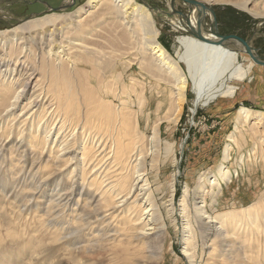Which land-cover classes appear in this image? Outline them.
Segmentation results:
<instances>
[{
    "label": "bare ground",
    "instance_id": "1",
    "mask_svg": "<svg viewBox=\"0 0 264 264\" xmlns=\"http://www.w3.org/2000/svg\"><path fill=\"white\" fill-rule=\"evenodd\" d=\"M179 1L192 5L191 13L182 17L192 36L179 40L178 59L161 44L160 31L151 11L136 0H88L67 16H48L0 31V154L5 155L7 149L11 154L18 152L17 163L22 164V169L30 161V170H42L51 163L53 168L45 177L50 181V189L54 192V187L64 188L65 199L79 192L78 205L81 198H85L73 221L75 227L71 223L74 230L70 231V224L69 232L63 233L77 235L104 225L99 231L103 233L99 235L101 242L82 239L89 237L83 234L64 240L69 252L74 251V244L81 243L85 245L75 250L92 252L105 247L107 237L110 238L111 234L117 236L120 232L109 229L110 235L107 234L104 232L107 229L105 222L124 217L119 235L130 237L133 243H143L150 255L146 256L147 259L159 264L168 225L157 199V188H153L147 169L151 160L152 169L158 171L156 157L162 147V124L164 121L178 122L187 101L190 81L195 93L192 108L195 113L219 97L233 96L235 87L224 88L227 81L240 80L249 73L250 66L245 70L238 63L241 54L248 55L242 43L222 40L215 34L212 24L208 26L207 18L210 21L212 18L208 3L204 0ZM257 1L231 3L243 9L255 3L248 11L260 16ZM72 4L74 0H69V5ZM84 39L95 42L87 43ZM129 56H134L140 62L141 70L158 82L151 88L150 97L143 83L138 88L135 84L132 87L121 84L124 72L117 71L118 63ZM249 60L250 65L255 63L251 57ZM107 74H113L114 84H108ZM117 85H122L121 90ZM109 94H113L122 107L109 101ZM133 94L137 97V110L131 113L128 112L131 109L128 101L121 97ZM154 101L158 115L166 110V116H159L155 122L152 121ZM143 121L156 123L150 138L146 137ZM263 123L264 112L240 109L236 131L230 136L232 147L227 145L224 159L213 176L208 181L202 179L194 190V217L188 210L190 194L186 187L180 206L189 233L184 255L190 260H193L189 252L192 242L198 238L206 240L209 230L214 229L211 263L208 264H249L251 260L254 264H264V198L256 203V207L229 211L217 217L208 213L205 198L210 193L207 183L214 189L230 180L227 163L231 160L233 144L242 146L248 139L243 128L252 124L250 128L255 130L254 135L259 133L262 140L264 134L257 125L264 126ZM13 133L18 137H12ZM257 150L258 145L250 158L257 155ZM262 153L261 159H264V151ZM165 154L174 155L173 145L165 148ZM70 170V176L66 178ZM172 192L169 214L175 212L174 186ZM215 194L213 190V199ZM64 195L58 197L63 199ZM253 209L251 221L257 245L244 250L246 246L234 233L237 227L233 223L236 220L244 223L246 217L238 219V214L250 213ZM191 220L197 224L196 230L191 227ZM249 221L250 217L245 223L249 225ZM39 245L45 252L48 244ZM129 254L132 264H144L145 260L138 257L136 249Z\"/></svg>",
    "mask_w": 264,
    "mask_h": 264
},
{
    "label": "rangeland",
    "instance_id": "2",
    "mask_svg": "<svg viewBox=\"0 0 264 264\" xmlns=\"http://www.w3.org/2000/svg\"><path fill=\"white\" fill-rule=\"evenodd\" d=\"M87 1L74 0V4L69 5V0H0V31L11 30L24 25L26 22L48 16H67L74 13ZM136 1L145 5L151 11L160 31L161 44L175 59H178L180 52L179 40L192 36L182 18L191 13L192 5L179 0ZM204 1L208 3L209 8L214 10L218 29L222 35L237 36L249 41L252 49L257 52L261 60H264V0L256 2V7L260 8L262 16H254L248 11V8H252L255 3L248 4L247 9L239 8L231 3V1L244 3L246 0ZM207 23L208 26L212 24L209 17ZM84 40L87 43L95 42ZM245 54L239 56L238 63L243 65L245 70H248V66L251 67L248 75L240 80H228L227 85L224 87H235L233 96L219 97L193 113L195 93L193 83L190 81L187 89V101L183 106L178 122L164 121L162 124V147L159 156L156 157L159 172L152 169L151 160L147 169L153 182V188H157V199L168 225L163 258L159 264L211 263L210 252L213 250L214 229L209 230L206 240L198 238L192 242L193 245L189 246L192 248V250L189 249V252L192 254L193 260L184 255V250L187 248L186 238L189 233L186 231L187 220L181 213L182 207L180 204L186 187H188L190 194L188 197V210L190 216L194 217V190L197 189L202 179L208 181L223 161L224 151L227 145L231 143L229 142L230 136L236 131L240 109L249 108L256 112H264V66L257 63L250 65V57ZM139 63L134 56L119 60L117 71L124 72L121 84H128L129 87L135 84V88H138V86H141L139 84L143 83L145 89L149 91L148 97H150L151 88L158 82L141 70ZM181 66L184 70H187L184 63H181ZM127 67L129 70H127ZM107 76L108 84H114L113 74H110V76L107 74ZM161 85L165 87L164 83H161ZM116 87L120 89L122 85ZM121 98L125 99L126 102L128 101V108H131L129 111L127 110L128 112L132 113L133 110H137V97L135 94L123 95ZM108 100L113 101L114 105L122 107L121 102L115 100L113 94H109ZM155 102L152 106V121L159 116H166V110H162V113L160 111L159 115L157 114ZM154 122L145 123L143 121L142 123L143 128L147 129L145 131L147 138L152 136V127L156 124ZM252 124H248L243 128V132L248 138L244 145L237 147L232 143L231 160L227 163V170L231 173L230 180L222 183L221 187L214 189L207 183V189L210 193L205 198H207V211L212 217H217L229 211L238 212L250 206L256 207V203L264 198V159H261L264 151V142L262 143L264 138L261 140L258 137L259 133L254 135L255 130L250 128ZM257 126L260 127V129L257 127L259 131L261 130V133L264 134V126ZM13 136L18 137L17 133H13ZM170 144L173 145L174 155L166 156L165 148ZM257 145V155L250 158L251 152L254 151ZM148 148H150V145ZM1 149L2 147H0ZM7 150L5 155H3V152L0 154V261L5 260L4 264H132L129 253L136 249L138 257L145 260L144 264H155L147 259L146 256L150 255L143 243H133L134 241L130 237L123 234L119 235L122 232L124 217L123 219L118 218L117 222L112 220L113 217L111 219L113 222L111 220V222L109 220L108 223L105 222L107 229L104 232L107 234H109V229L120 231L117 236L111 234L110 238L107 237L104 242L105 247L86 252L82 249L75 250L85 245L84 243L74 244L72 247L74 251H70V253L69 249H65L68 247L64 246V240H70V238L83 234V236L89 237H82V239H95V241L101 242L100 236L103 233L99 231L104 225H99V227L97 225L88 232L78 233L79 235H75L76 233L65 234L69 232L70 224L76 220V216L84 205L85 198H81L78 205L79 192H74L69 195L68 199H65L67 195H64V188L54 187V192L50 189V181H46L45 177L50 174L53 168L51 163L49 167L48 165L45 166V169H42L43 171L38 170V168L30 170L32 161L26 164L25 169H22V164H18V152L11 154ZM70 173L71 170L66 173V178H69ZM172 186L175 187V212L169 214V200H171L173 194ZM213 190L216 193L214 199L211 197ZM60 194L65 197L60 199ZM52 201L56 203L51 204ZM53 208L54 210H52ZM49 209L51 210L49 211ZM254 212L255 209L250 213L242 212V214H238V219L239 217H246V220L244 223L240 220L233 223L237 227L234 233L238 235L239 241L242 244L244 242L246 246L244 250H251L250 248L257 245L254 224L251 221ZM248 217H250L249 225L245 223ZM72 224V230L70 231L74 230ZM191 227L197 229V224L193 220H191ZM236 235H234L235 238ZM62 237H65V239L60 240ZM53 238L55 241H52ZM39 244H48V246L46 245L47 248L50 247L55 251L46 248V251L43 252ZM126 258H130V260H126ZM249 264H254V260H251Z\"/></svg>",
    "mask_w": 264,
    "mask_h": 264
},
{
    "label": "water",
    "instance_id": "3",
    "mask_svg": "<svg viewBox=\"0 0 264 264\" xmlns=\"http://www.w3.org/2000/svg\"><path fill=\"white\" fill-rule=\"evenodd\" d=\"M191 2H192V4H196L194 1H191ZM210 12L212 15L211 23H212V26L214 28L215 34L218 36V38H220L222 40H234V41H238V42L242 43V45L245 47L248 55L252 58V60L257 64L264 66V60H261L258 56H256L253 53L252 46L250 45L249 41H246V40H244L240 37H237V36L222 35L218 29V23L216 20V15H215L214 10L212 8H210Z\"/></svg>",
    "mask_w": 264,
    "mask_h": 264
}]
</instances>
